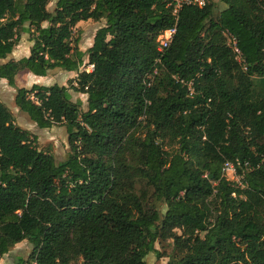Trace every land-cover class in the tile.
<instances>
[{"label":"trees","instance_id":"trees-1","mask_svg":"<svg viewBox=\"0 0 264 264\" xmlns=\"http://www.w3.org/2000/svg\"><path fill=\"white\" fill-rule=\"evenodd\" d=\"M49 1L0 0V80L76 73L69 86L15 87L38 128L65 125L62 161L0 101V256L27 240L13 264H146L171 239L165 264H264V0H220L217 14L209 0L184 6L159 64L167 0ZM90 19L104 25L82 51L73 29ZM21 32L29 55L3 61ZM173 75L194 79L195 93ZM236 159L240 184L222 174Z\"/></svg>","mask_w":264,"mask_h":264},{"label":"rangeland","instance_id":"rangeland-1","mask_svg":"<svg viewBox=\"0 0 264 264\" xmlns=\"http://www.w3.org/2000/svg\"><path fill=\"white\" fill-rule=\"evenodd\" d=\"M214 3V14H217L219 8L224 7V3L220 0H209ZM56 0H50L47 8L52 10L55 5ZM220 6V7H218ZM104 25V19L98 21L95 20H86L80 21L76 24L73 29V38H78V48L82 51H86L93 41V36L96 30ZM29 34L25 32L20 33V39L18 44L15 46L12 53L3 61L9 59H19L23 56L29 55V49L31 42L28 40ZM87 62V56L84 57V64ZM84 67H80L82 70ZM76 73L67 72L62 69H54L50 71L45 76L34 75L27 70L19 71L15 76V87H26L29 88L32 84H42V85H52L59 84L69 86L73 78H75ZM15 87H11L7 84L6 80H0V101L11 112L14 122L16 125L20 126L23 129L28 130L37 137L36 146L38 149L51 153L57 162L62 161L66 158L69 148L67 143V132L64 124L55 125L51 128H38L35 123L29 120L28 116L20 111L14 103ZM72 94V101L74 102L77 99H80L83 102V105L80 106V109L85 108L86 104V95L83 93H77L70 89ZM141 123V126L137 128V134H141L144 131ZM164 147L167 146V140L164 141ZM232 176H228L231 178ZM236 183L240 182V177L232 178ZM139 193L142 188L137 183L135 184V191ZM158 209L161 212L165 211V206L160 203H156ZM155 249L161 253V257H157L154 253H148L145 257L146 264H165L168 260L167 255L172 251V240H162L156 241L154 243ZM31 245L27 240H23L15 244L8 253L0 256V264H13L18 258L26 259L28 257Z\"/></svg>","mask_w":264,"mask_h":264},{"label":"built area","instance_id":"built-area-1","mask_svg":"<svg viewBox=\"0 0 264 264\" xmlns=\"http://www.w3.org/2000/svg\"><path fill=\"white\" fill-rule=\"evenodd\" d=\"M208 3V0H167V7L170 10V14L174 20L173 26L162 30L156 37V50L158 52V56L155 58V64H159L161 60V56L163 53L167 50V48L170 46L173 36L176 32V25L179 18V12L184 6L188 5H196L198 7H204ZM228 40L227 43L229 46H231L234 50V52L237 53L236 59L241 62L240 57V51L236 45V39L234 36L227 35ZM86 71H91L93 69V64H87L84 68ZM157 68L155 67L152 73H148L145 77L147 81H145L146 87H149L152 83V80L154 78V74H156ZM176 81H178L182 86L186 88L188 96H192L195 93V86H194V79L184 80L182 78H179L177 75L172 76ZM145 115H142L140 119L144 118ZM240 164V161L236 159L235 161H225L222 166V174L223 176L231 181L234 177H238L237 174V165ZM232 176L231 178H228V176ZM240 177V176H239ZM236 183V182H235ZM237 184H240L237 183Z\"/></svg>","mask_w":264,"mask_h":264},{"label":"crops","instance_id":"crops-1","mask_svg":"<svg viewBox=\"0 0 264 264\" xmlns=\"http://www.w3.org/2000/svg\"><path fill=\"white\" fill-rule=\"evenodd\" d=\"M218 7H220V6H218ZM224 7H225V5H224ZM224 7H223V8H224ZM221 9H222V8H219V10H221ZM67 72H73V71H67ZM2 80H4V79H2Z\"/></svg>","mask_w":264,"mask_h":264},{"label":"water","instance_id":"water-1","mask_svg":"<svg viewBox=\"0 0 264 264\" xmlns=\"http://www.w3.org/2000/svg\"><path fill=\"white\" fill-rule=\"evenodd\" d=\"M208 178H211V175H209Z\"/></svg>","mask_w":264,"mask_h":264}]
</instances>
